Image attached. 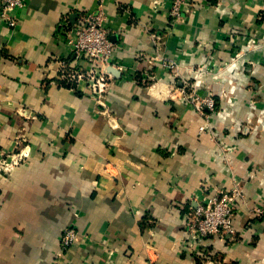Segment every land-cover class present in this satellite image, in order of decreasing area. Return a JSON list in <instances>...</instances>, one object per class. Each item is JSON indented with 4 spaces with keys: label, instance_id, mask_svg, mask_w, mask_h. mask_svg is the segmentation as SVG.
I'll return each mask as SVG.
<instances>
[{
    "label": "crops",
    "instance_id": "0c3cea01",
    "mask_svg": "<svg viewBox=\"0 0 264 264\" xmlns=\"http://www.w3.org/2000/svg\"><path fill=\"white\" fill-rule=\"evenodd\" d=\"M172 1L27 0L15 28L0 19V154L18 159L0 174V264H264V0H190L176 18ZM76 9L114 45L103 107L57 73ZM200 69L203 115L180 93ZM233 188L237 240L205 239L202 261L186 216Z\"/></svg>",
    "mask_w": 264,
    "mask_h": 264
},
{
    "label": "built area",
    "instance_id": "2783aa9c",
    "mask_svg": "<svg viewBox=\"0 0 264 264\" xmlns=\"http://www.w3.org/2000/svg\"><path fill=\"white\" fill-rule=\"evenodd\" d=\"M27 0H0V19L10 28H15L17 20L15 12L26 6ZM190 4V0H173L170 10V17L176 18L179 15L183 4ZM76 18L70 22L68 15L63 16L56 27V38L66 47L67 56L57 62V73L61 84L72 88L75 85L83 84L93 100L103 107L102 101L106 93L108 82L111 78L107 73L109 59L114 50V45L108 40V35L101 26L98 16L76 9ZM158 40V34L153 36ZM81 63H85L83 69ZM166 69L171 66L164 65ZM205 70L200 69L195 73L194 83L183 82L181 89L188 90L183 98L193 104L198 113L203 115L204 110L213 112L215 102L211 96L203 98L197 93L201 84V78ZM61 85V86H62ZM206 117V116H204ZM208 131V123L199 127V132ZM18 159L15 157H4L0 154V174L10 172L16 165ZM241 192L239 188L230 191L216 192L206 198L192 212H189L183 224L185 242L193 249L195 255H199L202 261H208V254L200 249L201 242L205 239H218L224 243L237 240L236 232L232 226V219L235 214V203L239 201ZM257 217L264 218V208L254 209ZM74 223H70L63 230L56 253L57 261L61 260L71 247L76 243L78 234ZM205 254V255H204ZM201 261V262H202ZM211 264V262H208Z\"/></svg>",
    "mask_w": 264,
    "mask_h": 264
},
{
    "label": "rangeland",
    "instance_id": "374dc122",
    "mask_svg": "<svg viewBox=\"0 0 264 264\" xmlns=\"http://www.w3.org/2000/svg\"><path fill=\"white\" fill-rule=\"evenodd\" d=\"M180 93H181V98H183L185 95H187L188 94V90L187 89H184V93H182V91H180ZM184 99V98H183ZM237 203V202H236ZM235 203V204H236ZM235 207H236V205H235ZM255 218H258L256 215H255ZM260 218V217H259ZM258 218V219H259ZM262 218V217H261Z\"/></svg>",
    "mask_w": 264,
    "mask_h": 264
},
{
    "label": "water",
    "instance_id": "95a60500",
    "mask_svg": "<svg viewBox=\"0 0 264 264\" xmlns=\"http://www.w3.org/2000/svg\"><path fill=\"white\" fill-rule=\"evenodd\" d=\"M107 72L110 74H115V71L112 69V67H107Z\"/></svg>",
    "mask_w": 264,
    "mask_h": 264
},
{
    "label": "trees",
    "instance_id": "16d2710c",
    "mask_svg": "<svg viewBox=\"0 0 264 264\" xmlns=\"http://www.w3.org/2000/svg\"><path fill=\"white\" fill-rule=\"evenodd\" d=\"M150 83H151L150 81H146V82H145V85L148 86V85H150Z\"/></svg>",
    "mask_w": 264,
    "mask_h": 264
}]
</instances>
